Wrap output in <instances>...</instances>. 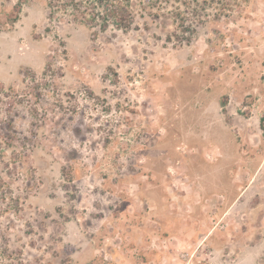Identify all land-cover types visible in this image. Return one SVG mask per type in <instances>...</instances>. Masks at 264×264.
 <instances>
[{
  "label": "rangeland",
  "instance_id": "rangeland-1",
  "mask_svg": "<svg viewBox=\"0 0 264 264\" xmlns=\"http://www.w3.org/2000/svg\"><path fill=\"white\" fill-rule=\"evenodd\" d=\"M133 10L0 0V264H264V0Z\"/></svg>",
  "mask_w": 264,
  "mask_h": 264
},
{
  "label": "trees",
  "instance_id": "trees-1",
  "mask_svg": "<svg viewBox=\"0 0 264 264\" xmlns=\"http://www.w3.org/2000/svg\"><path fill=\"white\" fill-rule=\"evenodd\" d=\"M48 5L53 14L58 11L70 13L79 22L103 29L111 24L117 28L127 29L135 20L133 0H48ZM261 121L264 126V117Z\"/></svg>",
  "mask_w": 264,
  "mask_h": 264
}]
</instances>
